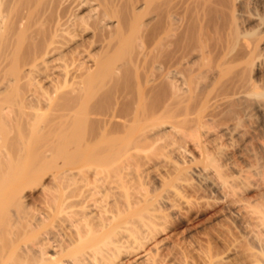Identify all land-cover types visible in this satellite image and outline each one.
Masks as SVG:
<instances>
[{
	"label": "bare ground",
	"instance_id": "obj_1",
	"mask_svg": "<svg viewBox=\"0 0 264 264\" xmlns=\"http://www.w3.org/2000/svg\"><path fill=\"white\" fill-rule=\"evenodd\" d=\"M0 264H264V0H0Z\"/></svg>",
	"mask_w": 264,
	"mask_h": 264
},
{
	"label": "rangeland",
	"instance_id": "obj_2",
	"mask_svg": "<svg viewBox=\"0 0 264 264\" xmlns=\"http://www.w3.org/2000/svg\"><path fill=\"white\" fill-rule=\"evenodd\" d=\"M160 23H162L161 20ZM160 23L158 24L157 22V27L159 28L161 27ZM146 33L149 34V31H146ZM164 48L166 52H168L167 48L171 49L173 52V34L169 39L167 38L165 40ZM132 81L133 80L130 79L126 81L128 82L127 85L131 86ZM172 140V137L167 139V141ZM193 156L192 150L189 149L186 154V160H189V163L190 161L192 162L193 159L191 158H193ZM192 179V187L190 186L191 188H188V192L186 190V200L189 199V203L188 201L187 203H180L181 205L179 204V206L181 207H177L174 212L168 210L169 212L167 211V215L170 219L169 222L172 224L175 222L177 224L175 232L178 233V236L190 237V235H192L199 238H206V233L211 232L215 235L212 239L215 243L214 247H218V249L222 248L224 243L221 239H218V231H233L235 223L240 217L232 208L222 201L221 193L214 188L208 179H204L198 172L192 175ZM36 190H33V192L31 191V193H39L38 189ZM193 222L197 223L198 227L189 229V224ZM231 260L236 261L234 258Z\"/></svg>",
	"mask_w": 264,
	"mask_h": 264
}]
</instances>
